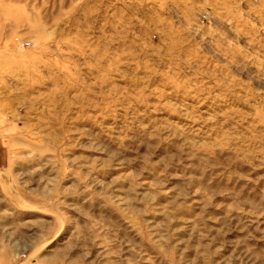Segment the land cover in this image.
<instances>
[{
	"label": "rangeland",
	"instance_id": "obj_1",
	"mask_svg": "<svg viewBox=\"0 0 264 264\" xmlns=\"http://www.w3.org/2000/svg\"><path fill=\"white\" fill-rule=\"evenodd\" d=\"M0 264H264V0H0Z\"/></svg>",
	"mask_w": 264,
	"mask_h": 264
}]
</instances>
